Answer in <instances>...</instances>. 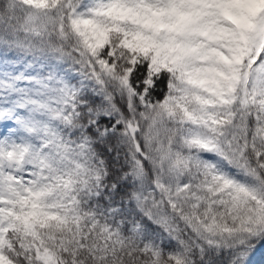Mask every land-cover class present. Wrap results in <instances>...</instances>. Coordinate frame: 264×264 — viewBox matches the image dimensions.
Returning a JSON list of instances; mask_svg holds the SVG:
<instances>
[{"label": "snow or ice", "instance_id": "obj_1", "mask_svg": "<svg viewBox=\"0 0 264 264\" xmlns=\"http://www.w3.org/2000/svg\"><path fill=\"white\" fill-rule=\"evenodd\" d=\"M0 264H264V0H0Z\"/></svg>", "mask_w": 264, "mask_h": 264}, {"label": "trees", "instance_id": "obj_2", "mask_svg": "<svg viewBox=\"0 0 264 264\" xmlns=\"http://www.w3.org/2000/svg\"><path fill=\"white\" fill-rule=\"evenodd\" d=\"M253 259L256 261L260 260V253L257 252L256 256Z\"/></svg>", "mask_w": 264, "mask_h": 264}]
</instances>
